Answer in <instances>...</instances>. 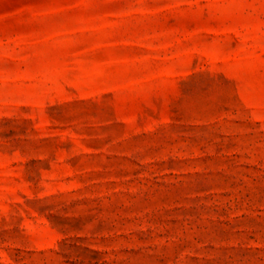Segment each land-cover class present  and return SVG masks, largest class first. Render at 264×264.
<instances>
[{
    "label": "rangeland",
    "instance_id": "rangeland-1",
    "mask_svg": "<svg viewBox=\"0 0 264 264\" xmlns=\"http://www.w3.org/2000/svg\"><path fill=\"white\" fill-rule=\"evenodd\" d=\"M0 264H264V0H0Z\"/></svg>",
    "mask_w": 264,
    "mask_h": 264
}]
</instances>
